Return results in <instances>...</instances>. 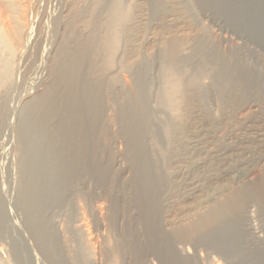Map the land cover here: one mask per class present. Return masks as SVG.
I'll return each mask as SVG.
<instances>
[{"label": "rangeland", "instance_id": "rangeland-1", "mask_svg": "<svg viewBox=\"0 0 264 264\" xmlns=\"http://www.w3.org/2000/svg\"><path fill=\"white\" fill-rule=\"evenodd\" d=\"M25 10L0 73V264H264V0Z\"/></svg>", "mask_w": 264, "mask_h": 264}, {"label": "bare ground", "instance_id": "bare-ground-1", "mask_svg": "<svg viewBox=\"0 0 264 264\" xmlns=\"http://www.w3.org/2000/svg\"><path fill=\"white\" fill-rule=\"evenodd\" d=\"M34 2V0H0V57H3V59H5V61H0V73H5L6 74V72L9 70L8 68V66H10L8 63V61H6V60H9V59H14V58H16V55L17 54H19L18 52H21V49H23V48H25L26 47V45L28 44V42H29V37H30V30H31V24L32 23H27L26 21L28 20V18H27V13H26V10H25V7L28 5V4H30V3H33ZM7 11H10V12H12V14H7ZM76 11V10H75ZM80 12V11H79ZM127 12V11H126ZM124 13V12H123ZM116 14V13H115ZM119 14V13H118ZM128 14V13H127ZM122 15V14H121ZM77 17V16H76ZM110 17V16H109ZM116 17V16H115ZM120 19H122V18H120ZM75 20H76V18L74 19V23H75ZM117 23H118V21H117ZM120 23H122V22H120ZM124 23V22H123ZM71 27V26H70ZM72 29V28H71ZM74 30V29H73ZM107 33V32H106ZM114 34V33H113ZM96 37H98V36H96ZM92 38H95L94 36H92ZM104 39H106V38H109V37H103ZM91 39V38H90ZM89 39V40H90ZM91 40H93V39H91ZM97 41H98V39H96ZM108 39H106V41H107ZM102 41H104V40H102ZM106 41H104L105 43H106ZM111 41V40H110ZM115 41V40H114ZM99 42V41H98ZM101 42V41H100ZM116 42H118V40L116 41ZM78 43V45H81L82 46V49H84L85 50V48L83 47L84 45H82L81 43L79 44V42H77ZM93 43V42H92ZM85 44V43H84ZM98 44V43H97ZM77 45V44H76ZM94 45H96V44H94ZM118 45V44H117ZM167 45V44H166ZM85 46H88V43H87V45L85 44ZM91 48L92 47H95V46H93V44L91 45H89ZM88 46V47H89ZM115 46V45H114ZM167 46H169V45H167ZM76 47V46H75ZM89 47V48H90ZM100 47V46H99ZM104 47V46H103ZM170 47H171V45H170ZM77 48V47H76ZM80 48V47H79ZM66 49V48H65ZM75 49V48H74ZM87 49V48H86ZM67 50V49H66ZM66 50H64V51H66ZM76 50V49H75ZM96 50V49H95ZM63 51V52H64ZM68 51V50H67ZM71 51H73V50H71ZM114 51V50H113ZM70 52V51H69ZM82 52H84V51H82ZM82 52H81V54H82ZM87 52V51H86ZM91 52H93V51H91ZM170 52V51H169ZM65 53V52H64ZM68 53V52H67ZM77 53H79V52H77ZM76 53V54H77ZM96 53V52H95ZM111 53V52H110ZM86 55V54H85ZM172 55H173V53H172ZM72 56H74L75 57V55H72ZM83 56V55H82ZM174 56V55H173ZM76 57H77V55H76ZM77 58H79V57H77ZM76 59V58H75ZM15 60V59H14ZM120 60V59H119ZM5 62H7V63H5ZM11 62V61H10ZM111 62V61H110ZM56 63V62H55ZM63 63V62H62ZM62 63H60L59 61H58V63H57V65H55L54 66V68H55V73H57L58 75H59V72L62 70V67H64V68H66L64 65H62ZM75 63L78 65L79 63H77L76 61H75ZM8 64V65H7ZM75 64V65H76ZM108 64V63H107ZM129 64V63H128ZM129 65H131V63L129 64ZM71 66H72V64H71ZM70 66V67H71ZM123 66V65H122ZM132 66V65H131ZM13 67V66H12ZM81 67V66H80ZM63 68V69H64ZM73 68V67H72ZM75 68V67H74ZM106 68V67H105ZM127 68V67H126ZM130 68V67H129ZM69 68H67L66 70H68ZM76 69V68H75ZM80 69V68H79ZM84 69V68H83ZM82 69V70H83ZM109 70V69H108ZM87 71V70H86ZM100 71V70H99ZM119 71V70H118ZM63 72V71H62ZM61 72V73H62ZM67 72H69V70L67 71ZM70 72H72V70H70ZM75 72V71H74ZM79 72V71H78ZM98 72V71H97ZM106 72H108V71H106ZM61 73H60V75H61ZM115 73H116V71H115ZM68 74V73H67ZM70 74V73H69ZM73 74V73H72ZM72 74H70V75H72ZM62 75H65V74H62ZM62 75H61V78H62ZM74 75H75V73H74ZM70 76V77H74V78H79V77H75V76ZM77 75H79V73H77ZM82 75H84V74H82ZM81 75V76H82ZM3 76V75H2ZM66 77L68 76V75H65ZM65 76H63V77H65ZM82 77H84V76H82ZM89 77V76H88ZM112 78V77H111ZM65 79V78H64ZM67 79V78H66ZM73 79V78H72ZM108 79V78H107ZM61 80H63V79H61ZM65 81H68V79L67 80H65ZM70 81V80H69ZM117 81V80H116ZM119 81V80H118ZM176 81V80H175ZM71 82V81H70ZM73 82H75V81H73ZM64 83V82H63ZM113 83H115V82H113ZM175 83V82H174ZM62 84V83H61ZM62 85H64V84H62ZM61 85V86H62ZM69 85V87H70V83L68 84ZM83 85V84H82ZM125 85H127L128 86V88L129 87H132V86H130V84L129 83H127V82H125ZM173 85V84H172ZM176 85V84H175ZM179 85V84H178ZM60 86V87H61ZM72 86H73V84H72ZM176 87H177V85H176ZM180 87V86H179ZM63 88V90H64V87H62ZM84 88V87H83ZM124 88H126V87H124ZM127 88V89H128ZM132 88H134V86L132 87ZM57 89H59V88H57ZM61 89V88H60ZM130 89V88H129ZM128 89V90H129ZM135 89V88H134ZM93 90H95V89H93ZM131 90V91H130ZM129 91V93H131V94H133V93H135L134 92V90L133 89H130ZM50 91H51V89H50ZM69 91V90H68ZM71 91V90H70ZM78 90H76V92H77ZM85 91V90H84ZM92 91V90H91ZM75 92V93H76ZM85 92H87V91H85ZM94 92V91H93ZM227 92V91H226ZM46 93V92H45ZM57 93V92H56ZM138 95H139V93H138V91L136 92ZM50 94V93H49ZM55 94V93H54ZM77 94H78V92H77ZM86 94V93H85ZM172 94V93H171ZM174 94V93H173ZM180 94V93H179ZM48 95V94H47ZM58 95V94H57ZM56 95V96H57ZM62 95H64V94H62ZM74 95V94H73ZM87 95V94H86ZM96 95V94H95ZM175 96H176V94H174ZM186 95V94H185ZM43 96V95H42ZM42 96H40V99L42 98ZM48 96H50V95H48ZM128 96L129 97H131V95H129L128 94ZM134 96H137V95H134ZM178 96V95H177ZM181 96V95H180ZM179 96V97H180ZM234 96H236V95H234ZM46 97V96H45ZM45 97H43V98H45ZM50 97H54V96H50ZM59 97H62V96H59ZM69 97H71V96H69ZM73 97H76L75 95L74 96H72L71 98H73ZM86 97V96H85ZM133 97V96H132ZM131 97V98H132ZM139 97V96H138ZM56 98V97H55ZM54 98V99H55ZM84 98V97H83ZM108 98V97H107ZM130 98V99H131ZM173 98H175V97H173ZM198 98V97H197ZM234 98V97H233ZM39 99V98H38ZM51 99V98H50ZM53 99V100H54ZM61 99V98H60ZM66 100H67V98H65ZM134 99V98H133ZM133 99H131V101H133ZM184 98H181L180 100H183ZM45 100V99H44ZM44 100H42V101H44ZM62 100V99H61ZM119 100V99H118ZM134 100H137V101H139L138 100V98H135ZM173 100V99H172ZM187 100H188V98H187ZM190 100V99H189ZM197 100V99H196ZM38 101V100H37ZM46 101V100H45ZM56 101H58V102H60L59 100H57L56 99ZM68 101V100H67ZM70 101H72V102H74L73 101V99L71 100L70 99ZM81 101V100H80ZM86 101H87V99H86ZM92 101V100H91ZM115 101V100H114ZM136 101V103H140V102H137ZM179 101V100H178ZM230 101V100H229ZM47 102V101H46ZM50 102V101H49ZM49 102H47V104L49 103ZM85 102V101H84ZM93 102V101H92ZM125 102V101H124ZM134 102V101H133ZM182 102V101H181ZM185 102V101H184ZM39 103V102H38ZM44 103V102H43ZM54 102H52V104H53ZM69 103V102H68ZM86 103V102H85ZM88 103V102H87ZM87 103H86V105H87ZM108 103V102H107ZM186 103V102H185ZM37 104V103H36ZM45 104V103H44ZM95 104V103H94ZM227 104V103H226ZM35 105V104H34ZM43 104H41V106H42ZM59 105V104H58ZM91 105H93V104H91ZM90 104H88V106H91ZM101 105V104H100ZM113 105V104H112ZM179 105V104H178ZM228 105V104H227ZM232 105V104H231ZM87 106V107H88ZM137 106V105H136ZM35 107H40V106H38V104H37V106H35ZM58 107V106H57ZM82 107V106H81ZM86 107V106H85ZM97 107H98V105H97ZM96 107V108H97ZM62 108V107H61ZM69 108V107H68ZM95 108V107H94ZM99 108V107H98ZM98 108H97V110H98ZM141 108V107H140ZM223 108V107H222ZM225 108V107H224ZM37 109V108H36ZM85 109H88V108H85ZM90 110L92 109V108H89ZM88 109V110H89ZM176 109V108H175ZM87 110V111H88ZM93 110V109H92ZM110 110V109H109ZM136 110H137V112H138V109L136 108ZM143 110V109H142ZM52 111V110H51ZM50 111V112H51ZM79 112V111H78ZM94 112H96V110H94ZM113 112V111H112ZM121 112V111H120ZM144 111H142L141 113H143ZM176 112V111H175ZM70 113V112H69ZM68 113V114H69ZM76 114V113H75ZM81 114V113H80ZM117 114V113H116ZM79 115V114H78ZM110 115V114H109ZM187 115V114H186ZM79 116H81V115H79ZM179 116V115H178ZM206 116V115H205ZM76 117H77V115L74 117L75 119H76ZM113 117V116H112ZM115 117V116H114ZM189 117V116H188ZM226 117V116H225ZM90 118V117H89ZM116 118V117H115ZM179 118H181V117H179ZM81 119V118H80ZM113 119V118H112ZM86 120V119H85ZM91 120V119H90ZM126 120V119H125ZM185 120H187V119H185ZM213 120V119H212ZM75 121V120H74ZM180 121H181V119H180ZM209 121V120H208ZM70 122V121H69ZM104 122V121H103ZM102 122V123H103ZM114 122V121H113ZM125 122V121H124ZM73 123V122H72ZM79 123V122H78ZM92 123H93V125H94V122L92 121ZM91 123V124H92ZM180 123V122H179ZM217 123V122H216ZM67 124H69V123H67ZM91 124L89 125V126H91ZM101 125H103V124H101ZM178 125V124H177ZM180 125V124H179ZM188 125V124H187ZM187 125H186V127H187ZM84 126V125H83ZM89 126H87V127H89ZM184 127V126H183ZM89 128H91V127H89ZM177 128V127H176ZM88 128H86V130H87ZM183 129V128H182ZM173 131H176V130H173ZM48 132H50V131H48ZM84 132H87V131H84ZM94 132H96V131H94ZM179 132H180V130H179ZM59 133H61V132H59ZM57 134V133H56ZM62 134V133H61ZM54 135V134H53ZM58 135V134H57ZM52 136V135H51ZM176 136V135H175ZM139 138V137H138ZM105 139V138H104ZM103 141V140H102ZM133 141V140H132ZM75 142V141H74ZM77 142V141H76ZM82 142H84L83 140H82ZM78 143V142H77ZM76 143V144H77ZM106 143V142H105ZM49 144V143H48ZM57 144V143H56ZM55 144V145H56ZM63 144V143H62ZM79 144H81L80 142L77 144V145H79ZM86 144V143H85ZM137 144H138V142H137ZM51 145V144H50ZM98 145V144H97ZM103 145H104V143H103ZM66 146V145H65ZM73 146V145H72ZM74 146H75V143H74ZM95 146V145H94ZM35 147V146H34ZM33 147V148H34ZM57 147V146H56ZM64 147V146H63ZM50 148H52V147H50ZM58 148V147H57ZM62 148V147H61ZM86 148V147H85ZM31 149V148H30ZM47 149V148H46ZM74 149H76L75 147H74ZM100 149V148H99ZM35 150V149H34ZM37 151H38V147H37V149H36ZM78 150V149H77ZM84 150V149H83ZM87 151H88V149H86ZM85 150V151H86ZM102 150V149H101ZM104 150V149H103ZM169 150V149H168ZM54 152H56L57 154H58V156H59V154L60 153H62V152H60L61 151V149H59L58 148V150L57 149H55L54 148V150H53ZM53 151H51V153L50 154H47V155H44V156H46L47 157V159L48 160H50V161H53V160H55L54 158L55 157H57V156H53L52 157V152ZM33 152H35V151H33ZM40 152V151H39ZM49 152V151H48ZM67 152V151H66ZM102 153V152H101ZM134 153V152H133ZM43 154V153H42ZM41 154V155H42ZM52 154V155H51ZM62 155V154H61ZM95 155V154H94ZM99 155V154H98ZM44 156H42V158L44 157ZM144 156V155H143ZM91 157V156H90ZM60 158V157H59ZM68 158V157H67ZM84 158H86V160L88 159V157H84ZM46 159V158H45ZM91 159H92V157H91ZM84 160V159H83ZM104 160V159H103ZM45 161V160H44ZM56 161V160H55ZM96 161V160H95ZM83 162V161H82ZM81 162V163H82ZM45 163H46V161H45ZM50 163V162H49ZM57 163V162H56ZM95 163H97V162H95ZM45 165V164H44ZM72 165V164H71ZM41 166H43V164L41 165ZM50 166V165H49ZM63 166V165H62ZM66 166V165H65ZM70 166V165H69ZM73 166V165H72ZM45 167V166H44ZM46 167H48V166H46ZM51 167H53V166H50V168ZM55 167V169H56V165L54 166ZM61 167V166H60ZM37 168H40V169H42L41 167H36V169ZM59 168V167H58ZM83 168V167H82ZM134 168V167H133ZM54 168H53V170H55ZM67 169V168H66ZM73 169V168H72ZM35 170V169H34ZM87 170V169H86ZM143 170V169H142ZM141 170V171H142ZM153 170V169H152ZM40 171V170H39ZM38 171V172H39ZM41 171H43V169L41 170ZM52 171V170H51ZM74 171V170H73ZM97 171V170H96ZM95 171V172H96ZM141 171H139V172H141ZM60 172V171H59ZM65 172V171H64ZM69 172V171H68ZM71 174V173H70ZM73 174V173H72ZM103 174V173H102ZM147 174V173H146ZM52 175H54V174H52ZM75 175V174H74ZM150 176V175H149ZM51 177V176H50ZM73 177V176H72ZM111 177H113V176H111ZM263 177V176H262ZM60 178V177H59ZM135 178V177H134ZM140 178V177H139ZM53 179V178H52ZM146 181V180H145ZM256 181H258V180H256ZM73 182V181H72ZM66 183V182H65ZM140 183V182H139ZM259 183V182H258ZM261 183H263V182H261ZM257 184V183H256ZM255 184V185H256ZM260 184V183H259ZM141 185L142 184H139V185H137V186H140L141 187ZM136 186V187H137ZM145 186V185H144ZM160 186V185H159ZM257 186V185H256ZM263 186V185H262ZM140 187H137V190H138V188H140ZM258 187V186H257ZM260 187V186H259ZM114 188V187H113ZM148 189H149V187H147ZM255 188V187H254ZM263 189V188H262ZM110 190V189H109ZM146 190V189H145ZM256 190H258L257 188H256ZM142 191H144V189H142ZM141 191V192H142ZM149 191V190H148ZM132 193H134L133 191H131ZM137 192V191H136ZM152 192V191H151ZM260 192H262L261 190H260ZM31 193V192H30ZM128 193V192H127ZM146 193V192H145ZM159 193V192H158ZM258 193V192H257ZM121 194V193H120ZM144 194V193H143ZM149 194V193H148ZM147 194V195H148ZM43 195H45V194H43ZM47 195H48V193H47ZM126 195V194H125ZM131 195V194H130ZM141 195V194H140ZM146 195V194H145ZM146 195V196H147ZM151 195V194H150ZM154 195H155V193H154ZM157 195V194H156ZM264 195V194H263ZM136 196V195H135ZM139 196V195H138ZM146 196H145V198H146ZM149 196V195H148ZM125 197V196H124ZM131 197V196H130ZM159 197V196H158ZM259 197H260V195H259ZM263 197V196H262ZM133 198V197H132ZM145 198H143V199H145ZM126 199V198H125ZM138 199V198H137ZM127 200V199H126ZM131 201V200H130ZM141 201V200H140ZM145 201H146V199H145ZM154 201V200H153ZM220 201V200H219ZM141 202H143V200L141 201ZM263 202V201H262ZM222 203V202H221ZM220 203V204H221ZM230 203V202H229ZM144 204V203H143ZM151 204V203H150ZM157 204V203H156ZM218 204V203H217ZM219 204V205H220ZM223 204V203H222ZM231 204V203H230ZM264 204V203H263ZM133 205V204H132ZM218 205V206H219ZM95 206V205H94ZM145 206V205H144ZM218 206H216L215 205V208L217 207V209H219L218 208ZM228 206V205H227ZM241 206H243V205H241ZM121 207V206H120ZM134 207H136V206H134ZM141 207H143V206H141ZM148 207V206H147ZM146 207V208H147ZM222 207V206H221ZM225 207V206H224ZM229 207V206H228ZM98 208V207H97ZM129 208H131V207H129ZM139 208V207H138ZM144 208V207H143ZM235 208H237V207H235ZM126 209V208H125ZM142 209V208H141ZM101 210V209H100ZM120 210H122V209H120ZM224 210L222 209V212H223ZM235 211V210H234ZM218 212H220V211H218ZM229 212V211H228ZM230 212H231V210H230ZM98 213H99V211H98ZM123 213V212H122ZM214 213V212H213ZM225 213H227V212H225ZM104 214V213H103ZM106 214H108V213H106ZM218 215L220 214V213H217ZM217 214H215V216L217 215ZM229 214H231V213H229ZM229 214H227V215H229ZM100 215V214H99ZM204 215V214H203ZM221 215V214H220ZM224 215V214H223ZM212 216H214V215H212ZM103 217V216H102ZM107 217V216H106ZM109 217V216H108ZM199 217V216H198ZM206 217V216H205ZM219 217V216H218ZM221 217V216H220ZM134 218H136V217H134ZM208 218V217H207ZM41 219V218H40ZM100 219H102V218H100ZM211 219H214V218H210V220ZM131 220V219H130ZM194 220V219H193ZM205 220V219H204ZM149 221H151V220H149ZM217 221V220H216ZM212 222V221H211ZM195 223H199V222H195ZM206 223V222H205ZM210 223V222H209ZM139 224V223H138ZM191 224V223H190ZM126 225V224H125ZM188 225V224H187ZM211 225V224H210ZM223 225V224H222ZM227 225V224H226ZM131 226V225H130ZM137 226V225H136ZM184 226V225H183ZM199 226V225H198ZM189 227V226H188ZM204 227H206V226H204ZM210 227V226H209ZM80 228V227H79ZM134 228V227H133ZM154 228V227H153ZM181 227H179V229H180ZM190 228V227H189ZM198 228V227H197ZM155 229H157V227L155 228ZM178 229V228H177ZM192 229V228H191ZM152 230V229H151ZM150 230V231H151ZM186 231V230H185ZM185 231H183V232H185ZM201 231V230H200ZM218 231V230H217ZM146 232V231H145ZM187 232H185V234H186ZM89 234V233H88ZM189 234V233H188ZM187 234V235H188ZM193 234V233H192ZM141 235V234H140ZM164 236V235H163ZM176 236V235H175ZM193 236V235H192ZM133 237V236H132ZM174 237V236H173ZM189 237V236H188ZM123 238V237H122ZM125 238V237H124ZM90 239V238H89ZM127 238H125V240H126ZM135 239V238H134ZM133 239V240H134ZM146 239V238H145ZM144 239V240H145ZM138 240V239H137ZM172 240H173V238H172ZM175 240V239H174ZM183 240H186V239H183ZM121 241V240H120ZM142 241V240H141ZM174 242V241H173ZM185 242V241H184ZM186 242H187V240H186ZM126 243V242H125ZM146 243V242H145ZM133 244H135V243H133ZM141 244V243H140ZM155 244V243H154ZM113 245H115V244H113ZM132 245V244H131ZM150 245V244H149ZM166 245V244H165ZM188 245V244H187ZM112 246V245H111ZM146 246V245H145ZM179 246V245H178ZM182 246H184V245H182ZM138 248H139V246H137ZM147 247V246H146ZM107 248V247H106ZM115 248V247H114ZM114 248H112V250L114 251ZM137 248V249H138ZM152 248V247H151ZM154 248V247H153ZM124 249V248H123ZM126 249V248H125ZM116 251H117V249H115ZM139 250V249H138ZM150 250V249H149ZM176 250V249H175ZM179 250H182V249H179ZM155 251V250H154ZM108 252H110V251H108ZM115 252V251H114ZM120 252H122V251H120ZM119 252V253H120ZM190 252V251H189ZM128 253V252H127ZM168 253V252H167ZM177 253V252H176ZM121 254V253H120ZM113 255H114V253H113ZM118 255V254H117ZM126 255V254H125ZM168 255H170L169 253H168ZM171 255H174V254H171ZM170 255V257H172ZM186 255V254H185ZM164 256H166V255H164ZM112 257V256H111ZM146 257V256H145ZM169 257V258H170ZM114 258V257H113ZM112 258V259H113ZM122 258V257H121ZM149 258V257H148ZM172 258H175V257H172ZM118 259V258H117ZM150 259V258H149ZM153 259V258H152ZM124 260V259H123ZM132 260V259H131ZM170 260V259H169ZM127 261V260H126ZM168 261V260H167ZM180 261V260H179ZM118 262V261H117ZM130 262V261H129ZM181 262V261H180ZM120 263V262H119ZM134 264L136 263V262H133Z\"/></svg>", "mask_w": 264, "mask_h": 264}]
</instances>
